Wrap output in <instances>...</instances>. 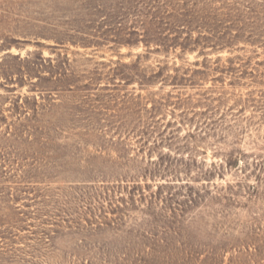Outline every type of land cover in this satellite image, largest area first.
Returning a JSON list of instances; mask_svg holds the SVG:
<instances>
[{
	"label": "rangeland",
	"instance_id": "374dc122",
	"mask_svg": "<svg viewBox=\"0 0 264 264\" xmlns=\"http://www.w3.org/2000/svg\"><path fill=\"white\" fill-rule=\"evenodd\" d=\"M0 264H264V0H0Z\"/></svg>",
	"mask_w": 264,
	"mask_h": 264
},
{
	"label": "trees",
	"instance_id": "16d2710c",
	"mask_svg": "<svg viewBox=\"0 0 264 264\" xmlns=\"http://www.w3.org/2000/svg\"><path fill=\"white\" fill-rule=\"evenodd\" d=\"M231 160H233L234 161V164L235 163H238V160L236 159V160H234V158H231ZM238 165V164H237Z\"/></svg>",
	"mask_w": 264,
	"mask_h": 264
}]
</instances>
